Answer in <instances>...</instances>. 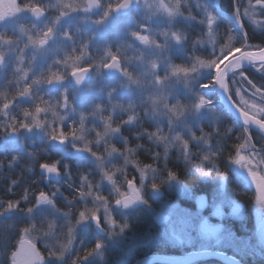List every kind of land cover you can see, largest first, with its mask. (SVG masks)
I'll return each mask as SVG.
<instances>
[{
	"label": "snow or ice",
	"instance_id": "1",
	"mask_svg": "<svg viewBox=\"0 0 264 264\" xmlns=\"http://www.w3.org/2000/svg\"><path fill=\"white\" fill-rule=\"evenodd\" d=\"M85 24L92 26L86 38ZM112 27L124 39L97 48L102 55L96 62L90 49ZM195 28L200 32L186 48ZM257 32L264 36V0H229L228 12L215 0L0 3V72L11 70L10 79L0 77V153L18 145L23 155L37 160L28 141L39 135L43 154L61 157L39 163L42 179L59 184L67 177L72 191L71 200L55 185L50 192L34 193V202L27 188L19 199H0V221L14 216L27 221L23 226L14 221L4 230L15 228L18 235L8 264H69V258L70 264H93L94 259L99 264L109 245L125 247L130 234L131 243L116 264H132L138 249L145 254L136 264H197L199 257L216 255L214 249L235 244L238 238L223 223L212 224L164 196L183 194L200 208L209 205L212 215L223 220L226 209L230 216L242 214L230 190L233 184L237 191L255 193L257 232L264 242V82L258 85L246 74L254 69L264 76V46L251 43ZM209 48L210 59L194 55ZM93 71L101 80L99 89ZM86 91L98 92L100 102H89L86 111L77 112V100ZM73 117L78 119L65 131V122ZM226 117L233 118L224 134L227 139L235 135L232 145L219 142ZM126 128L136 131L125 136ZM145 139L152 147L130 146L133 140ZM141 152L148 153L149 162L139 159ZM20 159L21 154L12 155L9 168ZM66 159L90 165L79 174L78 185L71 182ZM120 160L122 164L114 163ZM3 165L0 161V168ZM130 168L134 174H129ZM97 175L99 180L90 178ZM188 179L191 184L185 183ZM18 183L10 180L8 191ZM58 197L66 201L68 211L57 207ZM154 204L176 212L158 213L155 221L141 225L138 213L150 212ZM77 205L82 207L74 213ZM91 229L103 238H95L91 248L81 239V249L76 250L78 233ZM41 242L44 252L37 247ZM153 245L193 250L178 257L149 255ZM227 264L238 261L228 258Z\"/></svg>",
	"mask_w": 264,
	"mask_h": 264
},
{
	"label": "rangeland",
	"instance_id": "2",
	"mask_svg": "<svg viewBox=\"0 0 264 264\" xmlns=\"http://www.w3.org/2000/svg\"><path fill=\"white\" fill-rule=\"evenodd\" d=\"M221 1L222 0H215V2L217 3L218 6H220L222 11L228 12L229 11V0H224V2H225L224 6H222ZM8 2H9V0H0V3H2V4H7ZM91 27L92 26L89 25V24L83 25L84 32H85V37L84 38H86V34L91 30ZM224 31H225V26L223 24H221V26H220L221 34H223ZM199 32H200L199 28H195L194 31H190V40H189L188 44L185 46L186 48H189V49L191 48V39L194 38L197 34H199ZM257 34H259V32H257ZM123 39H124V37H123V35L121 34V32L118 29H116L115 27L110 28L108 35H106V36L102 37L101 39H99L95 44H93L92 48L90 49L93 59L96 62H99V59H100V57L102 55V52L97 51V48H103L106 42H111V43L115 44L116 42H119V41H121ZM78 40H79V37H78ZM224 42H225L224 40H220L219 41V43H221V44H223ZM113 51H115L114 48H113ZM208 51H210V48L208 50L200 49V50L196 51L194 53V55H199L202 58L210 59L211 57H209ZM129 55H131V53H129ZM182 62L183 61L180 60V59H176L175 60V63H178V64L182 63ZM47 63L51 64L52 63L51 59H49L47 61ZM56 70L57 69H55V68L53 69V71H56ZM58 70L63 72L64 71L63 66H60V68ZM70 70L71 69H69L68 71L70 72ZM91 75H92L93 81H95V83H96L97 89H99V87L101 86V80L99 78H97L95 71H93ZM0 77L4 78L5 80L6 79H10L11 78V70L8 69V70H6L4 72H0ZM103 82L107 83L108 82V78L104 77ZM71 85H72V81H71V79H69L68 86H69L70 89H71ZM47 91H48L47 87H45V90L42 93V94L45 95V99H47ZM56 95H57L56 92H52V96L53 97H55ZM98 95H99L98 92L97 93H88L87 91L85 93L81 94L80 98L77 100V112L86 111L88 106H89V102L99 103L100 100L98 98ZM41 106L43 107L44 105L42 104ZM22 107H28V105H21V108ZM18 111H19V109L17 110V113H14V114H18ZM41 118L43 119V116ZM51 119H52V116H51V114H49L48 115V120H51ZM76 119H78V117H73L72 119H70V120L65 122V131H68V126L71 125L73 120H76ZM88 126L91 127V124L89 123ZM144 126L148 127L147 124H145ZM230 126H233V122H231L230 119L228 117H226L224 119V122L220 125V132H221V138L219 140L220 144H227L228 145V144L231 143V145H232V143L236 142L234 134H233L231 139H227L224 136L225 129L227 127H230ZM205 130L206 131H210L211 130L207 126L206 122H205ZM135 131H136L135 128H131V129L126 128L123 131V134L125 136H129L130 137V133H134ZM32 141H34V144L32 143ZM137 143L144 144L146 148L152 147L147 142L146 139L145 140H140V141H134L133 140L130 146L134 147L135 144H137ZM214 143H215V141H214ZM37 144L41 148L37 152L38 157L49 158L50 156H53V153H54V154H58L59 155L58 160L61 158L60 154L56 153V152H51L48 156H45L43 154V151L40 152L41 150L44 149L45 145L43 144V142L41 140V137L39 135L33 136L31 138V140L28 141V145H29L28 150L32 151V149H30V148L32 146H37ZM117 146L120 147L119 144H117ZM20 152H22V156H21L22 160L26 159V162L29 160L30 166H29V168H26L25 170L28 173H30V176H35L34 174H36V172L32 171V169L34 168V166H37V164L39 163L38 162L39 158L37 160H33L32 158L29 157L30 158L29 159L28 156L23 155L24 149L20 148L18 145L15 147L14 150L12 148H10L8 152L2 153V154L6 155V156H11V155H17ZM41 153H42V155H41ZM138 156L141 157V158L143 157L142 159H145V160L141 159L142 161L149 162L148 159H147L148 153L142 152L141 155H139V153H138ZM171 159H172L173 163H175V160H176L175 153L172 154ZM20 160L18 162L21 164ZM63 162L67 163V164H69L71 166V171H72V181L71 182L76 184V185H78V183H79V179H78L79 174L84 172V171H86L87 168L90 167V165H87L86 163L78 162L76 159H66ZM114 163H117L118 165L122 164V160L114 161ZM170 166H172V165H170ZM180 166L182 167V163H181ZM20 167L22 169L23 166L20 165ZM61 171L63 173V169L62 168H61ZM129 174L130 175L134 174V173H132L131 168L129 169ZM90 178L93 179L94 181L99 180V176L98 175L95 176V177H90ZM67 183H69L67 177H64L59 184L49 183L47 180L44 179V184L48 187V191L49 192L52 190L53 185L61 187V191L63 193V197H67L68 200H71L72 199V195L69 197L68 194H65V192H68L69 194H72L71 189L67 188ZM104 194L107 195L108 193L105 192ZM166 194L167 195L164 197L165 201L171 200V202L173 204L178 205L180 209L188 208L189 211H191L194 215L208 217L209 221L211 223H218V224L219 223H223L224 226L230 228L231 230H232V228L229 225V223L231 221L232 222L233 221H237L238 223L241 224L242 216H244V214H243L244 213L243 212L244 211V206L237 198L234 197V194H232L233 198L237 199V202L240 204V207H241V210H242V214L239 217L230 216L229 213H230L231 210L230 209H226L225 210V217H224L223 220H221L219 217H215V216L212 215L213 209L209 205H207L204 209H197L196 207L193 206L194 199H189V198L185 197L183 194L176 195V194L167 193V192H166ZM238 194H245V193L241 189L240 193H238ZM253 194H255V193L253 192ZM209 204H210V199H209ZM253 204H254V214L253 215H254V220H255L254 222H255V226L257 227V209H256V206H255V200H254ZM88 206L92 207L91 204H89ZM57 207L61 208L63 211H68L69 210L68 206L66 205V201L62 197H58V199H57ZM81 207H82L81 205H77V207L73 208L72 211L75 213L77 211V209L81 208ZM157 212H163L164 214L172 215V214H174L176 212V209L163 208L160 205L154 204L153 205V209L150 212L148 210H144V213L146 215H148V216H151L153 220H154V215ZM51 218L52 217H49V219H51ZM37 219H39V217H37ZM11 220H13V219H11ZM58 222L60 224L64 223L63 220H59ZM19 224H20V222H19ZM232 231H233V233L235 235L234 230H232ZM235 236L238 238L237 243H235V244L224 243V244L220 245L216 249H220V248H223V247L224 248L225 247L230 248L231 250L236 252L235 255H237V257H239L240 259L241 258H245V256L247 257V254L250 255V256H251V254H253L254 258L256 257V255H260L259 253L253 252L255 243L251 242V240H248L247 238H244L243 236H237V235H235ZM95 238H103V237H97L96 232L93 233L91 230H89L87 233L81 231V232L78 233V237L73 242V245H74L75 249L79 251L80 248H81V242L80 241H81V239H84V247L91 248L93 246V244H94ZM130 243H131V234H130V239L125 242V247L118 248V247H113L112 245H109L107 247L106 251L103 253V257H104L103 261L99 262V264H116V262L124 256V253L127 251L126 245L130 244ZM37 245H39L40 250L42 252H44L43 243L42 242L41 243H37ZM155 246H157V245H153V248ZM164 248H169V249L175 251V253H173V254L184 253V252H187L189 250H192V248H190V247H178V246H175V245L167 246V247L165 246ZM149 253H153V249ZM82 254H83V252H81V255ZM144 254L145 253H144V251L142 249H138L136 252H134L133 257H132V264L138 258L144 256ZM205 260L197 261V264H221V263L211 262V260L209 261V259H205ZM69 264H70V258H69ZM93 264H98V261L94 259L93 260Z\"/></svg>",
	"mask_w": 264,
	"mask_h": 264
},
{
	"label": "trees",
	"instance_id": "3",
	"mask_svg": "<svg viewBox=\"0 0 264 264\" xmlns=\"http://www.w3.org/2000/svg\"><path fill=\"white\" fill-rule=\"evenodd\" d=\"M222 6L225 5L224 0L221 1ZM262 40H264V36H261V34L256 33V38L251 41L254 45H260L264 46V43H262ZM251 79H253L254 82H256L258 85L262 82H264V76H262L260 73H257L254 69H248L247 73ZM231 122H233L232 117H228ZM233 144V143H232ZM228 145H231L228 144ZM142 153V152H141ZM139 153V155H141ZM227 153V149L225 150V155ZM21 154L22 152L18 153ZM12 156V155H11ZM11 156H6L2 153H0V161L4 162V165L2 168H0V199L7 200V199H19L24 194V189H29V199L30 202H34L32 200V195L34 193L39 192L41 189L48 191V187L44 184V181L42 177H36V176H27L24 172L23 168L21 169L20 163L16 162L11 168L8 166V161L11 159ZM143 158V157H142ZM139 157V159H142ZM145 160V159H142ZM56 161L55 158H45L44 162L52 163ZM22 162V159L20 160ZM173 166V165H172ZM182 179H184V176H181ZM17 179L19 183L16 186L12 187V191L9 192V184L10 180ZM191 179L185 180V183L191 184ZM230 190L232 194H234V197L237 198L244 206V216H242V222L241 224L237 221H231L229 225L231 226L232 230H234L235 235L237 236H243L244 238H247L248 240H251V242L255 243L254 251L255 253H259L260 255H256L254 258L253 254L248 255L245 258H241L245 263L247 264H264V255L261 254V248H264L263 244L260 242L258 237L256 236V226H255V220H254V195L253 191H248L245 194H238L240 193V190H236V186L230 185ZM243 191V189H242ZM23 205V204H22ZM138 215L141 218V225H146L149 222H153L151 216H148L144 213V210H141ZM13 220H6L1 221L0 224V237L7 236V239H3L0 241V260H3L4 263L8 258V253L11 250V245H14L16 240L18 239L17 231L15 228H13L10 232L5 233V229L11 225L14 221L20 222V226H23L27 223L26 220L23 219L22 216H14L12 217ZM238 219V218H237ZM163 245H157L153 248V252H164V253H170L173 254L175 251L164 248ZM221 250L227 251L231 254H236L233 250L227 247L220 248ZM237 256V255H235ZM205 260V259H203ZM215 262V263H221L214 259H209V261ZM200 261V260H199ZM206 261V260H205ZM223 264V263H221Z\"/></svg>",
	"mask_w": 264,
	"mask_h": 264
},
{
	"label": "water",
	"instance_id": "4",
	"mask_svg": "<svg viewBox=\"0 0 264 264\" xmlns=\"http://www.w3.org/2000/svg\"><path fill=\"white\" fill-rule=\"evenodd\" d=\"M225 63H227V61H225ZM200 195H206V193H199ZM196 202V206L198 209H204V208H200L197 201L195 200ZM158 213H161V212H157L155 215H154V220L156 219V215ZM164 214V213H163ZM164 215H168V214H164ZM212 224H218V223H212ZM256 235L257 237L259 238L260 240V237L258 235V232H257V229H256ZM260 242L263 244L264 246V242H262L260 240ZM193 250V249H192ZM192 250H189V251H192ZM214 251H216V255H209V256H202V257H199L198 258V261L199 260H203V259H214V260H217L223 264H227V260L228 258H234L238 261V264H240V262H242V264H247L245 263L243 260H241L239 257L235 256L234 254H231V253H228L227 251H224V250H220V249H214ZM188 252V251H187ZM186 252L184 253H178V254H170V253H164V252H153V253H149V255H156V256H173V257H178V256H182L184 255ZM144 256L138 258L136 261H139V260H143ZM136 261L133 262V264H136Z\"/></svg>",
	"mask_w": 264,
	"mask_h": 264
},
{
	"label": "flooded vegetation",
	"instance_id": "5",
	"mask_svg": "<svg viewBox=\"0 0 264 264\" xmlns=\"http://www.w3.org/2000/svg\"><path fill=\"white\" fill-rule=\"evenodd\" d=\"M92 74V73H91ZM38 140V139H37ZM30 149H32V151L33 152H35V153H37L41 148H40V146L37 144V146H32ZM40 152H42V150L40 151ZM41 155H42V153H41ZM27 156V155H26ZM29 158V157H28ZM49 158H55V159H57L58 160V158H59V155L58 154H54L53 153V156H50ZM30 159V158H29ZM44 159H45V157L44 158H42V157H39V159H38V162L39 163H41V162H44ZM23 163V164H22ZM38 163V164H39ZM37 164V166H34V168L32 169V171H35L36 172V174H34L36 177H41V170L39 169V165ZM21 166H23L22 168H23V170H24V172L26 173V175L27 176H30V173H28L25 169L26 168H29V166H30V164H29V160L26 162V159H23L22 160V162H21ZM63 169V168H62ZM62 172V171H61ZM43 181H44V179H43ZM62 181V179L60 180V182ZM59 182V183H60ZM52 183H56V181H52ZM65 194H68L69 195V197L72 195V194H69L68 192H65ZM167 194H165V196H166ZM207 195V194H206ZM164 196V197H165ZM28 205H26V204H23L22 205V207H27ZM193 206L194 207H196L197 208V206H196V202H195V200L193 201ZM198 209V208H197ZM14 218V217H13ZM210 222V221H209ZM211 223V222H210ZM0 224H1V221H0ZM91 231L94 233V232H96L95 231V229H91ZM37 247L38 248H40L39 247V245H37ZM81 249V248H80ZM0 264H8V258H7V260L5 261V263H4V261L3 260H0Z\"/></svg>",
	"mask_w": 264,
	"mask_h": 264
},
{
	"label": "bare ground",
	"instance_id": "6",
	"mask_svg": "<svg viewBox=\"0 0 264 264\" xmlns=\"http://www.w3.org/2000/svg\"><path fill=\"white\" fill-rule=\"evenodd\" d=\"M155 221V220H154ZM257 236V235H256ZM259 239V238H258Z\"/></svg>",
	"mask_w": 264,
	"mask_h": 264
}]
</instances>
